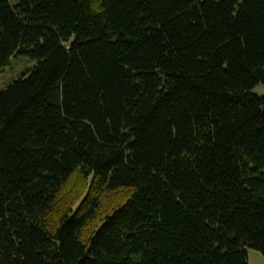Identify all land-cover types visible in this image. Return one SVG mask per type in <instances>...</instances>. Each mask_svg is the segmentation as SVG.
I'll use <instances>...</instances> for the list:
<instances>
[{
    "label": "trees",
    "instance_id": "obj_1",
    "mask_svg": "<svg viewBox=\"0 0 264 264\" xmlns=\"http://www.w3.org/2000/svg\"><path fill=\"white\" fill-rule=\"evenodd\" d=\"M14 56L0 264L264 258V0H0Z\"/></svg>",
    "mask_w": 264,
    "mask_h": 264
},
{
    "label": "rangeland",
    "instance_id": "obj_2",
    "mask_svg": "<svg viewBox=\"0 0 264 264\" xmlns=\"http://www.w3.org/2000/svg\"><path fill=\"white\" fill-rule=\"evenodd\" d=\"M33 66L34 63L25 57H12L9 65L0 71V92L4 91L13 81L26 74ZM253 93L264 96V85L256 87ZM116 195L117 194H112V198ZM248 257H250V264H264L263 257L257 251H248Z\"/></svg>",
    "mask_w": 264,
    "mask_h": 264
},
{
    "label": "crops",
    "instance_id": "obj_3",
    "mask_svg": "<svg viewBox=\"0 0 264 264\" xmlns=\"http://www.w3.org/2000/svg\"><path fill=\"white\" fill-rule=\"evenodd\" d=\"M250 257H248V262H249V264H250V259H249ZM264 259V258H263Z\"/></svg>",
    "mask_w": 264,
    "mask_h": 264
}]
</instances>
